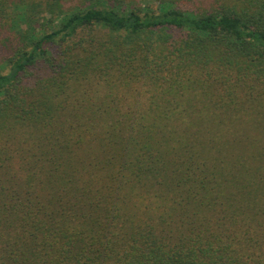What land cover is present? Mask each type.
<instances>
[{
  "label": "trees",
  "instance_id": "obj_1",
  "mask_svg": "<svg viewBox=\"0 0 264 264\" xmlns=\"http://www.w3.org/2000/svg\"><path fill=\"white\" fill-rule=\"evenodd\" d=\"M0 56V264H264V0H0Z\"/></svg>",
  "mask_w": 264,
  "mask_h": 264
},
{
  "label": "rangeland",
  "instance_id": "obj_2",
  "mask_svg": "<svg viewBox=\"0 0 264 264\" xmlns=\"http://www.w3.org/2000/svg\"><path fill=\"white\" fill-rule=\"evenodd\" d=\"M149 2H152V0H149ZM143 6V4H141ZM39 15V14H38ZM3 62L2 61V57L0 56V63Z\"/></svg>",
  "mask_w": 264,
  "mask_h": 264
}]
</instances>
